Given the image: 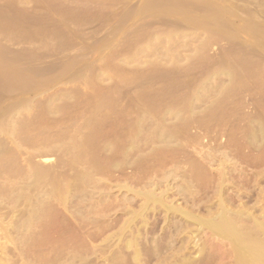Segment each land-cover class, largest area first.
<instances>
[{"label": "rangeland", "instance_id": "rangeland-1", "mask_svg": "<svg viewBox=\"0 0 264 264\" xmlns=\"http://www.w3.org/2000/svg\"><path fill=\"white\" fill-rule=\"evenodd\" d=\"M148 187L201 218L264 204V0H0V264H134L129 237L140 264L234 263L179 214L130 221Z\"/></svg>", "mask_w": 264, "mask_h": 264}, {"label": "bare ground", "instance_id": "bare-ground-1", "mask_svg": "<svg viewBox=\"0 0 264 264\" xmlns=\"http://www.w3.org/2000/svg\"><path fill=\"white\" fill-rule=\"evenodd\" d=\"M148 1V0H147ZM153 2V1H152ZM149 3V2H148ZM156 3H159V2H156ZM155 5V4H154ZM157 5V4H156ZM160 5V4H159ZM163 6V5H162ZM236 9V8H235ZM143 10V9H142ZM139 11V10H138ZM261 11V10H260ZM150 12V11H149ZM260 13V12H259ZM147 14V13H146ZM259 17V16H258ZM249 27V26H248ZM257 28V27H256ZM249 30V29H248ZM250 31V30H249ZM252 31V30H251ZM235 33V32H234ZM233 33V34H234ZM255 34V33H254ZM233 36V35H232ZM238 36V35H237ZM248 49V48H247ZM263 53V52H262ZM253 55V54H252ZM43 71V70H42ZM71 73V72H70ZM29 87V86H28ZM14 93V92H13ZM9 94V93H8ZM11 113V112H10ZM7 120H9V119H7ZM12 126V125H11ZM258 127V126H257ZM261 127V126H260ZM76 131V130H75ZM150 131V130H149ZM138 132V131H137ZM80 133V132H79ZM169 133V132H168ZM255 133V132H254ZM11 134V133H10ZM130 134V133H129ZM134 134V133H133ZM76 135V134H75ZM165 135V134H164ZM81 136V135H80ZM138 136V135H137ZM13 137H15V136H13ZM250 137V136H249ZM35 138V137H34ZM136 138V137H135ZM164 138V137H163ZM25 139V138H24ZM68 139V138H67ZM134 139V138H133ZM172 139H174V138H172ZM136 140V139H135ZM171 140V139H170ZM256 140V139H255ZM258 140V139H257ZM73 141V140H72ZM167 141V140H166ZM252 141V140H251ZM60 142V141H59ZM136 142V141H135ZM73 144V143H72ZM132 144H134V143H132ZM259 144V143H258ZM43 145V144H42ZM58 145V144H57ZM175 145V144H174ZM68 146H70V144L68 145ZM165 146H166V144H165ZM168 146V145H167ZM51 152H52V150H51ZM83 152V151H82ZM59 153V152H58ZM84 153V152H83ZM53 154V153H52ZM82 154V153H81ZM226 155V154H225ZM3 157V156H2ZM228 157V156H227ZM227 157H225L224 159H226ZM62 158V157H61ZM72 159V158H71ZM224 159H223V161H224ZM227 159H229V158H227ZM225 160L227 163H229L228 162V160ZM218 160H221V159H218ZM61 161V160H60ZM207 161V160H206ZM91 162V161H90ZM89 163V162H88ZM209 163H210V161H209ZM213 163V162H212ZM223 163H225V162H223ZM61 164V163H60ZM78 164V163H77ZM220 164V163H219ZM129 165V164H128ZM224 167L226 166V164H222ZM33 166H35V165H32V168H34ZM61 166H63V165H61ZM207 166V165H206ZM86 168V167H85ZM175 168V167H174ZM223 168V167H222ZM88 169V168H87ZM191 169V168H190ZM225 169V168H224ZM35 170H37V169H35ZM186 170V169H185ZM61 171V170H60ZM67 171H69V170H67ZM182 171V170H181ZM23 172V171H22ZM50 172H52V171H48V174L50 173ZM175 172H177V170L175 171ZM222 172V171H221ZM44 173V172H43ZM43 173H41L40 172V174L42 175ZM55 173H57V172H55ZM90 173V172H89ZM174 173V172H173ZM173 173H170L169 175H170V177H172L173 178V180H175L178 176H176V174H175V177H174V174ZM185 173V172H184ZM218 173V172H217ZM222 173H224V172H222ZM222 173H221V175H222ZM9 174V173H8ZM47 173H45V174H43L42 176H47L48 175ZM66 174V173H65ZM171 174H173V175H171ZM202 174V173H201ZM37 175H38V173H37ZM40 175V176H41ZM88 175H90V174H88ZM209 175V174H208ZM226 175V174H225ZM262 175V174H261ZM7 176H9V175H7ZM56 176V175H55ZM61 176V175H60ZM33 177H34V174H33ZM36 177V176H35ZM207 177V176H206ZM226 177V176H225ZM232 177V176H231ZM43 178V177H42ZM175 178V179H174ZM34 179V178H33ZM36 179V178H35ZM48 179V178H47ZM47 179H45V180H47ZM61 179V178H60ZM65 179V178H64ZM92 179V178H91ZM163 179V178H162ZM166 179V180H165ZM168 179H170V178H164L163 180L164 181H168ZM222 179V180H221ZM66 180H68V179H66ZM70 180V179H69ZM95 180V179H94ZM160 180V179H159ZM216 180V179H215ZM225 180H227L226 178L224 179V175H222V177L220 178V181H217V182H219L220 184L219 185H216V186H218L219 188H217L218 189V191H217V193H216V191H213V192H215L216 194H213V195H216V197H221L222 196V194H223V191H224V188L226 189L227 187H225V186H227L228 184L226 183V181ZM38 181V180H37ZM44 181V180H43ZM75 181V180H74ZM90 181V180H89ZM30 182V181H29ZM28 182V183H29ZM54 182H56V181H54ZM54 182H52L53 184H52V187H53V185H54ZM69 182H71V181H69ZM172 182H175V181H172ZM96 183V182H95ZM158 183V182H157ZM185 183V182H184ZM216 183V182H215ZM225 183L227 184V185H225ZM234 183V182H233ZM27 184V183H26ZM69 184V183H68ZM186 184V183H185ZM190 184V183H189ZM28 185V184H27ZM44 185H46V184H44ZM159 186H160V183L158 184ZM187 185V184H186ZM24 186H26L25 184H24ZM63 189H60L59 187L60 186H58L56 189H52V190H50V192L48 191V193H45V196H48V197H50V198H53V199H55L56 201V204H57V201L59 202L58 204H60V206L61 205H63V209L65 208V210L70 214V211H69V208H71L70 206H69V201L71 200H69V186L68 185H64L63 184ZM73 186V185H72ZM96 186V185H95ZM102 186V185H101ZM151 186H155V184H153V185H151ZM176 186V185H175ZM180 186V185H179ZM231 186V185H230ZM45 187V186H44ZM158 187V186H157ZM156 187V188H157ZM167 187V186H166ZM187 187H189V186H187ZM187 187H184L185 189V191H186V188ZM262 187V186H261ZM149 188V187H148ZM152 189V190H149V189ZM148 190V192H147V189H146V193L144 192V193H139V194H137V196L140 198V199H144V201H145V205H143L142 207H141V212H140V214H138V211H137V213L135 214V215H133L134 216V218L135 219H131L130 221H132L133 223L135 222V220H136V218H138V217H140V219L144 216V214L147 212V211H149L150 210V208H151V206H152V208H153V210L155 209V210H158V207H161L162 209H166L165 211H167L168 213H170V214H179L180 215V217H181V221L184 219L185 220V223H187V221H189V222H191L192 224H195V225H197L198 226V228H196V229H198V231L197 232H201V231H203V230H205V231H207L208 230V232H210L211 234H212V236L213 237H217V238H219V239H222V240H224V241H226V242H228L230 245H231V247H232V249H231V252L233 253V255H234V263L233 264H264V207H263V203H262V207H259V209H256L257 207H256V205L254 206V207H252V209L251 208H248V207H243V205L246 203H244V204H242L241 203V207L242 208H240V209H237V210H232V206L230 205V204H228V205H230L229 207L231 208V210L225 205V203L223 202L224 200H218V199H215V200H218V205L216 206V208L217 207H219V208H217L218 209V211H217V213H216V210L217 209H215V215L214 214H212L211 215V213L210 212H212V209H210L209 211L210 212H208V215L209 216H206V217H203V218H201L200 216H194L193 214H191L190 212L188 213V212H186V210L184 211V210H182V208H176V207H174V205L172 206V205H170V206H168L167 204H168V202H166V199H165V197H167V193H169L170 192V188L168 187L167 188V190L165 191H162L163 192V194H164V198L163 197H161V196H163V195H158L154 190H153V188H155V187H150ZM214 188V187H213ZM33 189H35V188H33ZM51 189V188H50ZM100 189H102V188H100ZM166 189V188H165ZM182 189L183 188H181L180 190V192H179V194H182ZM193 189V188H192ZM17 190V189H16ZM32 190V189H31ZM36 190V189H35ZM93 190V189H92ZM157 190H158V188H157ZM161 190V189H160ZM191 190V189H190ZM213 190H216V187H215V189H213ZM252 190V189H251ZM187 191H188V189H187ZM226 191V190H225ZM235 191V190H234ZM37 192V191H36ZM72 192H75V191H72ZM161 192V193H162ZM262 192V191H261ZM261 192H259V193H261ZM264 192V191H263ZM160 193V194H161ZM193 193V192H192ZM43 194V193H42ZM178 194V195H179ZM232 194H233V192H232ZM36 195V194H35ZM73 195V194H72ZM135 195H136V193H135ZM166 195V196H165ZM262 195H264V193H262L261 194V197H263ZM2 197V196H1ZM15 197H18V196H15ZM36 196H34V198H35ZM210 197V196H209ZM219 197V198H220ZM260 197V196H259ZM181 198V197H180ZM21 199V198H20ZM23 199V198H22ZM43 199H44V197H43ZM175 199V198H174ZM171 200H172V198H171ZM259 200V199H258ZM39 201V200H38ZM51 201V200H50ZM199 201H200V199H199ZM204 201V200H203ZM213 201V200H212ZM220 201V202H219ZM260 201H262V199H260ZM259 201V202H260ZM17 202V201H16ZM98 202V201H97ZM199 203V202H198ZM17 204V203H16ZM23 204V203H22ZM138 204V203H137ZM170 204H171V202H170ZM211 204V203H210ZM18 205H19V203H18ZM46 205V204H45ZM257 205L258 206H260L258 203H257ZM20 206V205H19ZM191 206V205H190ZM197 206V205H196ZM215 206V205H214ZM240 206V205H239ZM245 206V205H244ZM58 207V206H57ZM62 207V206H61ZM89 207V206H88ZM178 207H180V206H178ZM193 207V206H192ZM256 207V208H255ZM25 208H26V206H25ZM59 208V207H58ZM90 208V207H89ZM97 208V207H96ZM95 208V209H96ZM139 208V207H138ZM152 208H151V210L149 211V212H151L152 211ZM157 208V209H156ZM76 209V208H75ZM79 209V208H78ZM126 209V208H125ZM191 209V208H190ZM235 209V208H234ZM154 210V211H155ZM208 210V209H207ZM35 211V210H34ZM33 210H28L27 211V213H25L27 216V218H25V220H24V222L22 223V226H24L25 228L27 227L29 230H31L30 228H32V225H33V221H35V216L37 215L35 212H34ZM20 212V211H19ZM26 212V211H25ZM60 212V211H59ZM71 212H72V210H71ZM156 212V211H155ZM213 212V213H214ZM58 213V212H57ZM56 213V214H57ZM73 213H76V212H73ZM95 213V212H94ZM133 213H135V212H133ZM69 214H68V216H69ZM138 214V215H137ZM149 214V213H148ZM164 214H165V212H164ZM201 214V213H200ZM72 215V214H71ZM74 215V214H73ZM5 216V215H4ZM6 216H8V215H6ZM64 216V215H63ZM62 216V217H63ZM68 216H67V219H68ZM205 216V215H204ZM60 217V216H59ZM73 217V216H72ZM87 217V216H86ZM131 217H132V215H131ZM209 217V218H208ZM52 218V217H51ZM61 218V217H60ZM66 218V217H65ZM69 218H71V216H69ZM146 218V217H145ZM38 219H40V218H38ZM96 220H97V218H95ZM98 219H100V218H98ZM144 219V217L142 218V220ZM70 220V219H69ZM71 220H73V219H71ZM139 220V219H138ZM184 220H183V222H184ZM40 221V220H39ZM39 221H38V223H39ZM129 221V222H130ZM16 222V221H15ZM137 222V221H136ZM19 223V222H18ZM131 223V222H130ZM130 223H128V224H130ZM12 224V223H11ZM72 224V223H71ZM70 224V225H71ZM97 224V223H96ZM127 224V225H128ZM132 224V223H131ZM181 224V223H180ZM180 224H179V226H180ZM18 225V224H17ZM70 225H67V226H70ZM133 226H134V224H132ZM136 225H137V223H136ZM146 225V224H145ZM183 225L185 226V228H186V225L183 223ZM188 225H189V223H188ZM187 225V226H188ZM191 225V224H190ZM37 226V225H36ZM126 226V225H125ZM182 226V225H181ZM183 226V227H184ZM18 227V226H17ZM23 227V228H24ZM183 227H182V229H183ZM13 228H15L14 226H13ZM26 228V229H27ZM120 228V227H119ZM129 228H131L130 227V225H129ZM129 228H126V229H128L129 230ZM187 228H189V226L187 227ZM26 229H24V230H26ZM123 229V228H122ZM125 229V230H126ZM134 229V228H133ZM174 230V229H173ZM177 230H179V228L177 229ZM121 231V230H120ZM189 231V230H188ZM122 232L125 234V231L124 230H122ZM128 232V231H127ZM194 232V231H193ZM196 232V233H197ZM129 233H130V231H129ZM131 233H133V232H131ZM135 233V232H134ZM168 233V232H167ZM195 233V232H194ZM193 233V234H194ZM139 234H140V232H139ZM116 235V234H115ZM121 235H122V233H121ZM134 235V234H133ZM131 236H132V234H131ZM135 236V235H134ZM136 236H137V232H136ZM143 236V235H142ZM173 236V235H172ZM171 236V237H172ZM180 236V235H179ZM178 236V237H179ZM209 236V235H208ZM121 237V239H122V237L123 236H120ZM133 237V236H132ZM137 237H139V236H137ZM43 238V237H42ZM130 239H131V237H129ZM128 238V239H129ZM142 238V237H141ZM140 238V239H141ZM112 239V238H111ZM120 239V238H119ZM127 238H126V242H125V246H126V248H125V246H124V248L126 249V250H130V249H132V248H134L133 250V252H131L132 254H133V256H132V254H131V256L132 257H130L131 259H132V261H134V264H140L141 263V255H140V253H139V249L137 248V246H136V243L138 242V240H137V238H132L131 240L129 239L128 240ZM139 239V238H138ZM181 239V238H180ZM187 239V238H186ZM190 239V238H189ZM108 240V239H107ZM107 240L105 241V243L107 242ZM113 240V239H112ZM112 240H109V242L110 241H112ZM194 240V239H193ZM137 241V242H136ZM187 241V240H186ZM190 241H192V240H190ZM214 241H215V239H214ZM124 242H123V244H124ZM179 242V241H178ZM108 243V242H107ZM106 243V244H107ZM187 243V242H186ZM211 243V242H210ZM215 243V242H214ZM109 244V243H108ZM111 244V243H110ZM137 244H139V242L137 243ZM173 244L174 243H172V246H173ZM183 244V243H182ZM188 244V243H187ZM192 244H193V242H192ZM219 244V243H218ZM112 245H114V244H112ZM119 245V244H118ZM146 245V244H145ZM153 246H154V244H152ZM186 245V244H185ZM196 245H197V243H196ZM215 245V244H214ZM213 245V246H214ZM116 246V245H115ZM140 246V245H139ZM188 246V245H187ZM204 246V245H203ZM113 247V246H112ZM181 247V246H180ZM186 247V246H185ZM199 247V246H198ZM216 247V246H215ZM222 248V247H221ZM227 248V247H226ZM103 249V248H102ZM152 249H154V248H152ZM161 249V248H160ZM184 249V248H183ZM189 249V248H188ZM195 249V248H194ZM203 249V248H202ZM162 250H165V248L164 249H162ZM185 250H186V248H185ZM90 251V250H89ZM100 251V250H99ZM132 251V250H131ZM141 251V250H140ZM152 251V250H151ZM156 251V250H155ZM155 251H154V253H155ZM158 251V250H157ZM156 251V252H157ZM173 251H174V249H173ZM181 251H183L182 250V248H181V250H180V252ZM198 251V250H197ZM91 252V251H90ZM102 252H104V251H102ZM101 252V253H102ZM114 252V251H113ZM123 252V251H122ZM127 252V251H126ZM168 252H169V250H168ZM171 253H172V251H170ZM200 252V251H199ZM95 253V252H94ZM99 253V252H98ZM120 253V252H119ZM124 253V252H123ZM158 253H159V251H158ZM165 253V252H164ZM176 253V252H175ZM202 253V252H201ZM125 254V253H124ZM130 254V253H129ZM128 254V255H129ZM157 254V253H156ZM177 254H178V252H177ZM143 255V254H142ZM154 255V254H153ZM164 255V254H163ZM181 255H182V252H181ZM192 255V254H191ZM220 255V254H219ZM226 255V254H225ZM64 256V255H63ZM62 256V257H63ZM90 256V255H89ZM183 256V255H182ZM188 256V255H187ZM161 257H162V255H161ZM168 257V256H167ZM226 257V256H225ZM69 258V257H68ZM92 258V257H91ZM194 258V257H193ZM228 258V257H227ZM100 259V258H99ZM110 259V258H109ZM125 259H126V257H125ZM192 259V258H191ZM65 260H68V262H69V259H65ZM71 260V259H70ZM74 260V259H73ZM79 260V259H78ZM165 260H167V259H165ZM173 260H175V259H173ZM185 260V259H184ZM190 260V259H189ZM189 260H185V261H181V262H179V264H189V262H187V261H189ZM232 260V259H231ZM63 261V260H62ZM117 261V260H116ZM171 261V260H170ZM193 261V260H192ZM223 261V260H222ZM226 261V260H225ZM61 262V261H60ZM71 262V261H70ZM158 263H159V261H157ZM168 262H169V260H168ZM172 262V261H171ZM170 262V263H171ZM176 262V261H175ZM198 262V261H197ZM213 262V261H212ZM54 263V262H53ZM52 263V264H53ZM196 263V262H195ZM194 263V264H195ZM55 264V263H54ZM71 264V263H70ZM79 264V263H78ZM86 264V263H85ZM114 264V263H113ZM131 264H133V262H131ZM159 264H162V262L161 263H159ZM163 264H165V261H164V263ZM177 264H178V261H177ZM228 264V263H227Z\"/></svg>", "mask_w": 264, "mask_h": 264}]
</instances>
